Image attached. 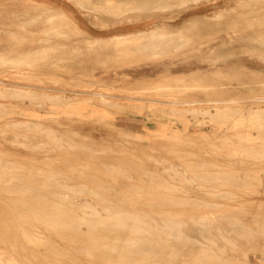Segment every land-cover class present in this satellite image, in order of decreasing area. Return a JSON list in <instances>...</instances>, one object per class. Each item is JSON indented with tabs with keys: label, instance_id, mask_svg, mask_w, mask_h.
<instances>
[{
	"label": "rangeland",
	"instance_id": "374dc122",
	"mask_svg": "<svg viewBox=\"0 0 264 264\" xmlns=\"http://www.w3.org/2000/svg\"><path fill=\"white\" fill-rule=\"evenodd\" d=\"M158 1L0 0V264H264V0Z\"/></svg>",
	"mask_w": 264,
	"mask_h": 264
},
{
	"label": "bare ground",
	"instance_id": "6f19581e",
	"mask_svg": "<svg viewBox=\"0 0 264 264\" xmlns=\"http://www.w3.org/2000/svg\"><path fill=\"white\" fill-rule=\"evenodd\" d=\"M77 1H78V0H77ZM135 1H136V0H135ZM141 1H142V0H141ZM143 1H145V0H143ZM163 1H164V0H163ZM182 1H183V0H182ZM159 2H160V1H158V3H159ZM166 2L168 3L169 1L166 0ZM166 2H163V3H166ZM102 3H103V2H102ZM151 3H152V2H151ZM153 3L155 4L156 2L153 1ZM160 3H162V0H161ZM84 4H85V3H84ZM126 4H127V3H126ZM126 4H125V6H126ZM169 4H170V3H169ZM186 4H187V3H186ZM142 5H143V8H144V3H143ZM147 5H148V4H147ZM147 5L145 4V7H147ZM158 5H159V4H158ZM162 5H163V4H162ZM165 5H166V4H165ZM180 5H181V4H180ZM244 5H245V4H244ZM140 6H141V5H140ZM112 7H113V6H112ZM138 7H139V6H138ZM138 7H137V9H138ZM166 7H167V6H166ZM244 7H245V6H244ZM86 8H87V7H86ZM134 8H135V7H134ZM139 8H140V7H139ZM158 8H159V7H158ZM96 9H97V7H96ZM114 9H115V8H114ZM132 9H133V7H132ZM147 9H149V7H148ZM155 9H156V8H155ZM155 9H153V10H155ZM163 9H164V8H163ZM166 9H167V8H166ZM97 10H98V9H97ZM117 10H118V9H117ZM122 10H123V9H122ZM133 10H134V9H133ZM133 10H132V11H133ZM139 10H140V9H139ZM32 11H33V10H32ZM106 11H107V10H106ZM106 11H105V12H106ZM113 11H114V10H113ZM113 11H112V12H113ZM124 11H125V10H124ZM136 11H137V10H135L134 12H136ZM140 11H141V10H140ZM145 11H146V10H145ZM160 11H161V10H160ZM163 11H164V10H163ZM97 12H98V11H97ZM105 12H104V13H105ZM121 12H122V11H121ZM129 12H130V10H129ZM138 12H139V11H138ZM149 12H150V11H149ZM151 12H152V11H151ZM55 13H56L57 16H59V17H64V18H66L67 20H70L76 29L81 30V28H80L78 25L75 24L74 20H73V19L71 18V16L69 15L70 13L68 14V13H67L66 11H64L63 9H61V10L57 9ZM126 13H127V11L125 12V14H126ZM132 13H133V12H132ZM142 13H143V12H142ZM139 14H141V13H139ZM23 15H24V14H23ZM71 15H72V14H71ZM112 15H114V14H112ZM119 15H120V13H119ZM121 15H122V13H121ZM121 15H120V16H121ZM123 15H124V14H123ZM123 15H122V16H123ZM134 15H135V14H134ZM220 15H221V14H220ZM220 15H219V16H220ZM21 16H22V15H21ZM25 16H26V15H25ZM57 16H56V17H57ZM217 16H218V15H217ZM219 16H218V17H219ZM72 17H73V16H72ZM135 17H136V16H135ZM218 17H217V18H218ZM52 18H54V17H52ZM133 18H134V17H133ZM205 19H206V18H205ZM207 19H208V18H207ZM28 23H29V22H28ZM35 23H36V22H35ZM196 23H197L196 21H195V22L191 21V22L188 23L187 26H182V28L179 27L178 30H179V32L181 33V32H183L184 30L192 29L194 26H196V25H195ZM199 23H200V22H199ZM207 23H208V22H207ZM209 23H210V22H209ZM21 24H22V23H21ZM29 24H30V23H29ZM59 24H60V23H59ZM213 24H214V23H213ZM79 25H80V24H79ZM198 25H199V24H198ZM71 26H72V25H71ZM50 27H51V26H50ZM52 27H53V26H52ZM74 27H73V28H74ZM63 28H64V27H63ZM66 28H67V27H66ZM177 28H178V27H177ZM207 28H208V27H207ZM51 29H52V28H51ZM197 29H198V28H197ZM68 30H69V29H68ZM74 30H75V29H74ZM166 30H167V27H166L165 25L157 26L155 29H153V30L151 29V34H149V35L152 36V37L150 36L151 38H153L154 36H156V38H159V36H161L162 34H164V33L166 32ZM192 30H193V29H192ZM201 30H202V29H201ZM81 31H82V30H81ZM198 31H199V29H198ZM27 32H28V31H27ZM50 32H51V30H50ZM74 32H75V31H74ZM149 32H150V31H149ZM184 32H185V31H184ZM10 33H12V32H10ZM46 33H47V32H46ZM53 33H54V32H53ZM63 33H64V32H63ZM69 33H70V32H69ZM138 33H139V32H138ZM168 33H170V32H168ZM175 33H176V32H175ZM49 34H50V33H49ZM58 34H59V33H58ZM61 34H62V33H61ZM66 34H67V33H66ZM141 34H143V33H141ZM145 34L147 35V32L144 33V35H145ZM182 34H183V33H182ZM126 35H128V34H125V35L122 34V35H119V36L116 35V36H114V38H112V39H113V41H114V40H116V41L118 40V41H119L120 39L125 38ZM130 35H131V34H129V36H130ZM132 35H133V34H132ZM132 35H131V36H132ZM136 35H137V34H136ZM138 35H139V34H138ZM158 35H159V36H158ZM164 35L166 36V34H164ZM164 35H162V36H164ZM172 35H173V34H172ZM192 35H193V34H192ZM53 36H54V35H53ZM66 36H67V35H66ZM71 36H72V35H71ZM71 36H70V37H71ZM147 36H148V35H147ZM195 36H196V35H195ZM204 36H205V35H204ZM63 37H64V36H63ZM127 37H128V36H127ZM127 37H126V38H127ZM171 37H172V36H171ZM185 37H186V36H185ZM189 37H190V36H189ZM189 37H187V38H189ZM145 38H146V37H145ZM164 38H166V37H164ZM164 38H163V39H164ZM192 38H194V37H192ZM159 39H160V38H159ZM63 40H65V39H63ZM96 40H97V39H96ZM147 40H148V39H147ZM151 40H152V39H151ZM91 41L93 42V39H92ZM105 41H106V40H105ZM149 41H150V40H149ZM186 41H187V40H186ZM50 42H51V41H50ZM61 42H62V41H61ZM92 42H91V43H92ZM150 42H151V41H150ZM161 42H162V41H161ZM165 42H166V41H165ZM53 43H54V42H53ZM93 43H94V42H93ZM93 43H92V44H93ZM171 43H172V42H171ZM64 44H65V43H64ZM172 44H173V43H172ZM55 45L58 46V45H60V44L57 45V43H56ZM62 45H63V44H62ZM47 46H50V45H47ZM51 46H53V45H51ZM51 46H50L49 51H48L47 48H46L44 52H47V51H48V52H51V51H52V50H51V48H52ZM64 46H65V45H64ZM68 46H69V45H68ZM58 47H59V46H58ZM60 47H61V46H60ZM60 47H59V48H60ZM59 48H58V49H59ZM67 48H68V47H67ZM67 48H65V49H67ZM70 48H71V47H70ZM74 48H75V47H74ZM74 48H73V49H74ZM169 48H170V47H169ZM169 48H168V49H169ZM52 49H54V50L56 49V51H57V48H54V47H53ZM63 49H64V47H63ZM63 49H62V51H64ZM68 49H69V48H68ZM73 49H72V50H73ZM42 50H43V49H42ZM46 50H47V51H46ZM172 50H173V49H172ZM38 51H39V50H38ZM56 51H55V52H56ZM65 51H67V50H65ZM77 51H78V50H77ZM77 51H76V52H77ZM48 52H47V54H48ZM52 52H53V51H52ZM60 52H61V51H60ZM69 52H70V51H69ZM72 52H73V51H72ZM53 53H54V52H53ZM56 53H57V52H56ZM56 53H55V54H56ZM66 53H67V52H66ZM145 53H146V52H145ZM74 54H75V53H74ZM167 54H168V53H167ZM42 55H43V54H42ZM44 55H45V57H46V54H44ZM44 55H43V56H44ZM48 55H49V54H48ZM63 55H64V54H63ZM65 55H66V54H65ZM69 55H70V54H69ZM72 55H73V53H72ZM75 55H76V54H75ZM147 55H148V54H147ZM149 55H150V54H149ZM6 56H7V55H6ZM37 56H38V55H37ZM43 56H41L40 58L42 59ZM49 56H51V58H52V55H51V54H50ZM49 56H48V57H49ZM54 56H56V55H54ZM77 56H78V55H77ZM77 56H76V57H77ZM152 56H153V55H152ZM48 57H47V58H48ZM59 57L62 58V55H60ZM154 57H155V56H154ZM156 57H157V56H156ZM31 58L33 59V57H31ZM31 58H30V59H31ZM40 58H38V59H40ZM51 58H50V59H51ZM67 58H68V57H67ZM0 59H1V58H0ZM32 59H31V61H32ZM43 59H44V58H43ZM43 59H42V60H43ZM42 60H41V61H42ZM44 60H45V59H44ZM46 60H47V59H46ZM51 60H53V59H51ZM55 60H56V59H55ZM63 60H64V59H63ZM37 61H38V60H37ZM59 61H60V58H59ZM77 61H78V60H77ZM33 62H34V61H33ZM54 62H55V61H54ZM56 62H57V61H56ZM56 62H55V63H56ZM61 62H62V60H61ZM5 63H6V62H5ZM47 63H48V62H47ZM66 63H67V62H66ZM39 64H40V62H39ZM43 64H44V63H43ZM45 64H46V63H45ZM57 64H58V63H57ZM57 64H56V66H57ZM63 64H64V62H63ZM70 64H71V63H70ZM70 64H69V65H70ZM76 64H77V63H76ZM16 65H17V64H16ZM41 65H42V64H41ZM46 65H47V64H46ZM65 65H68V64H65ZM71 65H72V64H71ZM6 66H7V65H6ZM20 66H21V65H20ZM22 66H23V65H22ZM44 66H45V65H44ZM72 66H73V65H72ZM74 66H75V65H74ZM40 67H41V66H40ZM51 67H52V66H51ZM63 67H64V66H63ZM66 67H67V66H66ZM78 67H79V66H78ZM15 68H16V67H15ZM44 68L46 69L47 67H44ZM59 68H60V67H59ZM64 68H65V67H64ZM69 68H70V67H69ZM74 69H76V67H75V68L73 67V70H74ZM46 70H47V69H46ZM56 70H58V68H57ZM62 70H63V69H62ZM64 70H66V69H64ZM68 70H69V69H68ZM71 70H72V69H71ZM60 71H61V69H60ZM74 72H75V70H74ZM38 76H39V75H38ZM40 76H41V75H40ZM209 77H210V76H209ZM31 78H32V77H31ZM37 80H38V79H37ZM158 80H159V79H158ZM1 81H2V80H1ZM156 81H157V80H156ZM166 81H167V80H166ZM201 81H202V79H201ZM159 86H160V85H159ZM161 87H162V86H161ZM8 88H9V87H8ZM3 89H4V88H3ZM148 89H149V88H148ZM153 89H154V88H153ZM24 90H26V89H24ZM162 90H163V89H162ZM8 91H9V90H8ZM16 91H17V90H16ZM19 91H20V90H19ZM21 92H23V91H21ZM27 92H29V91H27ZM30 92H31V91H30ZM24 93H25V92H24ZM28 94H29V93H28ZM30 94H31V93H30ZM32 94H34V92H33ZM37 94H38V93H37ZM37 94H36V96H37ZM9 95H10V94H9ZM17 95H18V94H17ZM23 95H26V94H23ZM4 96H5V95H4ZM51 96H52V95H51ZM0 97H1V96H0ZM2 97H3V96H2ZM8 97H9V96H8ZM13 97H14V96H13ZM30 97H31V96H30ZM32 97H33V96H32ZM37 97H38V96H37ZM37 97H36V98H37ZM177 97H178V96H177ZM11 98H12V97H11ZM19 98H20V96H19ZM23 98H24V97H23ZM174 98H175V97H174ZM39 99H40V98H39ZM136 99H137V98H136ZM42 100H43V99H42ZM151 102H152V101H151ZM172 102H173V101H172ZM174 102H175V99H174ZM210 102H211V101H210ZM218 102H219V101H218ZM103 103H104V102H103ZM107 103H108V102H107ZM167 103H168V102H167ZM179 103H180V102H179ZM196 103H197V102H196ZM34 104H35V103H34ZM116 104H117V103H116ZM163 105H164V104H163ZM143 106H144V105H143ZM137 107H138V106H137ZM141 107H142V106H141ZM152 107H153V106H152ZM129 108H130V107H129ZM232 108H233V107H232ZM242 108H243V107H242ZM144 109H145V107H144ZM155 109H156V108H155ZM183 109H184V108H183ZM229 109H231V106H229V105L224 106V107H221V108H219V107L217 108V110H223V111H226V110H229ZM234 109H235V108L231 109V111H233ZM247 109H248V108H247ZM251 109H252V108H251ZM116 110H117V109H116ZM124 110H125V109H124ZM140 110H141V109H140ZM169 110H170V109H169ZM181 110H182V109H181ZM192 110H193V109H192ZM235 110H236V109H235ZM248 110H249V109H248ZM154 111H155V110H154ZM164 111H165V110H164ZM179 111H180V110H179ZM186 111H187V109H186ZM189 111H190V110H189ZM196 111H197V110H196ZM196 111H195V112H196ZM204 111H205V110H204ZM207 111H208V110H207ZM236 111L240 113L241 110H240V111L236 110ZM126 112H127V111H126ZM173 112H175V111H173ZM173 112H172V113H173ZM197 112H198V111H197ZM1 113H2V112H1ZM204 113H205V112H204ZM206 113H209V112H206ZM250 113H252V114L258 116V117H255V118H259L260 120H261L262 117L264 116V115H261V114H263V113H262V110H259V111H251ZM162 114H166V113H162ZM181 114H182V112H181ZM209 114L212 116V112L209 113ZM209 114H208V115H209ZM236 114H238V113H235L234 115H236ZM166 115H169V114H166ZM171 115H172V114H171ZM179 115H180V114H179ZM213 115L215 116V114H213ZM221 115H222V114H221ZM225 115H226V113H225ZM227 115H228V114H227ZM227 115H226V116H227ZM232 115H233V114H232ZM234 115H233V116H234ZM247 115L249 116V114H247ZM164 116H165V115H164ZM174 116H175V115H174ZM228 116H229V115H228ZM80 117H81V119H82L83 121L86 120V119L83 117L82 114H80ZM176 117H177V116H176ZM180 117H181V116H180ZM184 117H185V116H184ZM218 117H219V116H218ZM218 117H217V118H218ZM222 117H223V116H222ZM224 118H225V117H224ZM227 118H228V117H227ZM227 118H226V119H227ZM231 118H232V117H231ZM238 118H239V117H238ZM248 118H249V117H248ZM106 119H107V118H105V120H106ZM177 119H178V118H177ZM181 119H182V118H181ZM211 119H212V118H211ZM220 119H221V118H220ZM170 120H171V119H170ZM217 120H218V119H217ZM217 120H216V121H217ZM242 120H243V118H242ZM242 120H241V121H242ZM218 121H219V120H218ZM235 121H236V120H235ZM247 121H248V120H247ZM250 121H251V120H250ZM262 121H263V120H262ZM109 122H110V121H109ZM187 122H188V121H187ZM226 122H227V121H226ZM245 122H246V121H245ZM110 123H111V122H110ZM185 123H186V122H185ZM199 123H201V122H199ZM228 123H229V122H228ZM246 123H247V122H246ZM242 124H243V123H242ZM251 125H252V123H251ZM22 126H23V125H22ZM15 127H16V126H15ZM21 128H22V127H21ZM24 128H25V126H24ZM29 128H30V127H29ZM252 128H253V127H252ZM40 130H41V129H40ZM221 131H222V130H221ZM260 132H261V131H260ZM180 135H181V133H180ZM185 135H186V134H185ZM50 136H51V135H50ZM59 136H60V135H59ZM177 137H179V135H178ZM58 138H59V137H58ZM155 138H156V137H155ZM179 138H180V137H179ZM55 139H56V137H55ZM59 140H60V139H59ZM178 140H179V139H178ZM19 141H20V140H19ZM62 141H63V140H62ZM20 142H21V141H20ZM199 142H200V141H199ZM181 143H182V142H181ZM234 143H235V142H234ZM237 144H238V143H237ZM38 145H39V144H38ZM40 146H41V145H40ZM34 147H35V146H34ZM43 147H44V146H43ZM50 148H51V147H50ZM246 151H247V150H246ZM250 151H251V150H250ZM202 152H203V151H202ZM255 152H256V151H255ZM247 153H248V152H247ZM241 155H242V154H241ZM149 157H150V156H149ZM257 159H258V158H257ZM1 162H2V161H1ZM2 163H3V162H2ZM0 164H1V163H0ZM4 164H5V162H4ZM7 164H8V163H7ZM159 164H160V163H159ZM8 165H9V164H8ZM10 165H11V164H10ZM14 165H15V163H14ZM15 166H16V165H15ZM102 166H104V165H102ZM163 166H164V165H163ZM177 166H178V165H177ZM3 167H4V166H3ZM5 167H6V166H5ZM16 167H17V166H16ZM86 167H87V166H86ZM6 168H7V167H6ZM29 168H30V167H29ZM116 168H117V167H116ZM164 168H165V167H164ZM164 168H163V169H164ZM166 168H167V167H166ZM170 168H171V167H170ZM176 168H177V167H176ZM8 169H9V168H8ZM19 169H20V168H19ZM31 169H32V167H31ZM178 169H179V168H178ZM10 170H12V169H10ZM35 170H36V169H35ZM115 170H116V169H115ZM165 170H166V169H165ZM175 170H176V169H175ZM43 171H44V170H43ZM125 171H126V170H125ZM173 171H174V170H173ZM179 171H180V170H179ZM182 171H183V170H182ZM25 172H27V171H25ZM45 172H47V171H45ZM147 172H148V171H147ZM153 172H155V171H153ZM176 172H177V171H176ZM180 172H181V171H180ZM13 173H14V172H13ZM39 173H40V172H39ZM39 173H38V174H39ZM16 174H17V173H16ZM21 174H22V173H21ZM49 174L51 175V173H49ZM26 175H28V174H26ZM43 175H44V174H43ZM50 175H49V176H50ZM53 175H54V174H53ZM53 175H52V177H53ZM165 175H166V174H165ZM170 175H171V173H170ZM31 176H32V175H30V177H31ZM33 176H34V175H33ZM40 176H41V175H40ZM40 176L38 175L37 177L39 178ZM45 176H46V178H47V175H45ZM54 176H55V175H54ZM56 176H57V175H56ZM63 176H64V175H63ZM86 176H89V175L87 174ZM93 176H94V175H93ZM177 176H178V175H177ZM179 176H180V175H179ZM181 176L183 177V175H181ZM184 176H185V175H184ZM227 176H228V175H227ZM37 177H36V178H37ZM43 177H44V176H43ZM162 177H163V175H162ZM191 177H192V176H191ZM231 177H232V175H231ZM239 177H240V176H239ZM241 177H242V176H241ZM244 177H245V176H244ZM0 178H1V177H0ZM9 178H10V177H9ZM33 178H34V177H33ZM46 178H45V179H46ZM49 178H51V177H49ZM54 178H55V177H54ZM60 178H62V177H60ZM68 178H69V177H68ZM135 178H136V177H135ZM164 178H165V177H164ZM174 178H175V177H174ZM174 178H173V179H174ZM200 178H201V177H200ZM13 179H14V178H13ZM13 179H12V180H13ZM15 179H16V178H15ZM52 179H53V178H52ZM190 179H191V178H190ZM192 179H193V178H192ZM192 179H191V180H192ZM242 179H243V178H242ZM253 179H254V178H253ZM10 180H11V178H10ZM53 180H54V179H53ZM53 180H52V181H53ZM89 180H90V179H89ZM162 180H163V179H162ZM259 180H260V179H259ZM25 181H27V180H25ZM91 181H92V180H91ZM93 181H94V180H93ZM97 181H98V180H97ZM97 181H95L94 183H96ZM118 181H119V180H118ZM167 181H168V180H167ZM175 181H177V180H175ZM238 181H239V180H238ZM15 182H16V181H15ZM31 182H32V181H31ZM33 182H34V181H33ZM33 182H32V183H33ZM40 182H41V181H40ZM53 182H54V181H53ZM58 182H59V181H58ZM60 182H61V181H60ZM62 182H63V181H62ZM62 182H61V183H62ZM102 182H103V181H102ZM160 182H161V181H160ZM163 182H164V181H163ZM233 182H234V181H233ZM21 183H22V182H21ZM21 183H20V184H21ZM25 183H26V182H25ZM38 183H39V182H38ZM68 183H69V182H68ZM76 183H77V182H76ZM78 183H80V182H78ZM78 183H77V184H78ZM92 183H93V182H92ZM97 183H98V182H97ZM120 183H121V182H120ZM181 183H182V182H181ZM69 184H71V183H69ZM77 184H76V185H77ZM81 184H83V183H81ZM81 184H80V185H81ZM100 184H103V183H100ZM5 185H6V184H5ZM5 185H4V186H5ZM8 185H9V184H8ZM15 185H16V184H14L13 186H15ZM18 185H19V184H18ZM46 185H47V184H46ZM74 185H75V184H74ZM76 185H75V186H76ZM83 185H84V184H83ZM94 185H95V184H94ZM6 186H7V185H6ZM13 186H12V187H13ZM16 186H17V185H16ZM21 186H24V185L21 184ZM21 186H20V187H21ZM25 186H26V187L28 186V188H29V186L31 187V185H26V184H25ZM33 186H34V185H33ZM60 186H61V185H60ZM66 186H67V185H66ZM75 186H74V188H75ZM103 186H104V185H103ZM202 186H203V185H202ZM10 187H11V186H10ZM35 187H36V186H35ZM35 187H33V188H35ZM42 187H43V186H42ZM62 187H63V186H62ZM68 187H70V186H68ZM72 187H73V186H72ZM81 187H82V186H81ZM84 187H85V185H84ZM105 187H106V186H105ZM21 188H22V187H21ZM31 188H32V187H31ZM33 188H32V189H33ZM58 188H59V187H58ZM60 188H61V187H60ZM63 188H64V187H63ZM74 188H73V189H74ZM77 188H78V186H77ZM85 188H86V187H85ZM109 188H110V187H109ZM212 188H213V187H212ZM9 189H10V188H9ZM23 189H25V188H23ZM23 189H22V190H23ZM26 189H27V188H26ZM37 189L39 190V188H37ZM43 189H44V188H43ZM89 189H90V187H89ZM118 189H119V188H118ZM139 189H140V188H139ZM139 189H138V190H139ZM141 189H142V188H141ZM218 189H219V188H218ZM7 190H8V189H7ZM30 190H31V189H30ZM76 190H78V189H76ZM91 190H92V189H91ZM109 190H110V189H109ZM136 190H137V189H136ZM3 191H4V189H3ZM67 191H68V190H67ZM89 191H90V190H89ZM110 191L112 192V190H110ZM114 191H115V190H114ZM118 191H119V190H118ZM6 192H7V191H6ZM76 192H77V191H76ZM90 192H91V191H90ZM92 192H93V191H92ZM95 192H96V191H95ZM13 193H14V192H13ZM23 193H24V192H23ZM46 193H47V192H46ZM70 193H71V192H70ZM73 193H74V191H73ZM83 193H84V191H83ZM88 193H89V192H88ZM97 193H98V191H97ZM210 193H211V192H210ZM49 194H50V193H49ZM52 194H54V193H52ZM97 195H98V194H97ZM141 195H142V194H141ZM234 195H235V193H234ZM93 196H94V195H93ZM45 197H47V196H45ZM56 197H58V196L56 195ZM76 197H77V196H76ZM94 197H95V196H94ZM98 197H99V196H98ZM49 198H50V197H49ZM99 198H100V197H99ZM102 198H103V196H102ZM8 199H9V198H8ZM36 199H37V198H36ZM39 199H40V197H39ZM43 199H44V198H43ZM50 199H51V198H50ZM103 199H105V198H103ZM118 199H119V198H118ZM40 200H41V199H40ZM65 200H66V199H65ZM105 200H106V199H105ZM105 200H104V201H105ZM46 201H47V198H46ZM1 202H2V201H1ZM16 202L18 203V201H16ZM25 202H27V201H25ZM31 202H32V201H31ZM31 202H30V203H31ZM41 202H42V200H41ZM52 202H53V201H52ZM55 202H56V201H55ZM70 202H71V201H70ZM107 202H110V201L108 200ZM113 202H114V201H113ZM113 202H112V203H113ZM23 203H24V201H23ZM50 203H51V202H50ZM58 203H60V202H58ZM58 203L56 204V206L58 205ZM90 203H91V202H90ZM123 203H124V202H123ZM18 204H19V203H18ZM35 204H36V203H35ZM35 204H33V205H35ZM46 204H47V203H46ZM51 204H52V203H51ZM67 204H68V203H67ZM88 204H89V203L87 202V206H88ZM91 204H92V203H91ZM91 204H89V205H91ZM96 204H97V203H96ZM96 204H95V206H96ZM115 204H116V203H115ZM153 204H154V203H153ZM156 204H157V203H156ZM212 204H213V203H212ZM16 205H17V204H16ZM22 205H23V204H22ZM27 205L29 206V204H27ZM31 205H32V204H31ZM36 205H37V204H36ZM36 205H35V206H36ZM44 205H45V204H44ZM61 205H62V204H61ZM64 205H65V203H64ZM85 205H86V204H85ZM98 205H99V204H98ZM52 206H53V204H52ZM58 206H59V205H58ZM65 206H66V205H65ZM68 206H70V205H68ZM87 206H85V207H87ZM99 206H100V205H99ZM151 206H152V205H151ZM37 207H38V206H37ZM48 207H49V206H48ZM54 207H55V206H54ZM60 207H62V206H60ZM72 207H73V206H72ZM72 207H71V208H72ZM80 207H81V206H80ZM96 207H97V206H96ZM96 207H95V208H96ZM104 207H105V206H104ZM104 207H103V208H104ZM19 208H20V207H19ZM25 208H26V206H25ZM27 208H28V207H27ZM38 208H43V209H44L43 211H45V208H46V207L44 208V207H42V205H41V207H38ZM57 208H58V207H57ZM69 208H70V207H69ZM76 208H77V207H76ZM101 208H102V207H101ZM111 208H112V207H111ZM117 208H118V207H117ZM10 209H11V208H10ZM20 209H21V208H20ZM31 209H33V208H31ZM36 209H37V208H36ZM55 209H56V208H55ZM63 209H64V208H63ZM65 209H67V207H65ZM86 209L88 210V208H86ZM86 209H85V210H86ZM96 209H97V208H96ZM21 210H22V209H21ZM23 210H24V209H23ZM41 210H42V209H41ZM46 210H47V209H46ZM48 210H50V209L48 208ZM59 210H60V209H59ZM77 210H78V209H77ZM97 210H98V209H97ZM102 210H103V209H102ZM107 210L109 211V209H107ZM25 211H26V210H25ZM66 211H68V210H66ZM90 211L92 212V210H90ZM94 211H96V210H94ZM110 211H111V210H110ZM11 212H12V211H11ZM28 212H33V211H28ZM36 212H37V211H36ZM45 212H46V211H45ZM68 212H70V211H68ZM72 212H73V211H72ZM72 212H71V213H72ZM74 212H75V211H74ZM74 212H73V213H74ZM96 212H97V211H96ZM100 212H103V211L100 210ZM112 212H113V211H112ZM126 212H127V211H126ZM42 213H44V212H42ZM66 213H67V212H66ZM93 213H94V212H93ZM105 213H108V212H105ZM118 213H119V212H118ZM21 214H22V213H21ZM26 214H27V213H26ZM33 214H34V212H33ZM35 214H36V213H35ZM94 214H96V213H94ZM112 214H113V213H112ZM112 214H111V215H112ZM119 214H120V213H119ZM129 214H130V213H129ZM39 215H40V214H39ZM47 215H48V214H47ZM75 215H76V213H75L73 216H72V215H71V216H72V217H75ZM84 215H85V214H84ZM87 215H88V214H87ZM90 215H92V214H90ZM5 216H6V215H5ZM35 216H36V215H35ZM37 216H38V215H37ZM68 216H69V215H68ZM81 216H82V215H81ZM85 216H86V215H85ZM98 216H99V213H98ZM106 216H107V215H106ZM106 216H105V217H106ZM112 216H113V215H112ZM55 217H56V216H55ZM69 217H70V216H69ZM76 217H79V216H76ZM88 217H90V216H88ZM93 217H94V216H92V219H93ZM115 217H116V215H115ZM115 217H114V218H115ZM134 217H135V216H134ZM254 217H255V216H254ZM34 218H35V217H34ZM42 218H43V215H42ZM42 218H39V219L43 220ZM58 218H59V216H58ZM61 218H62V217H61ZM63 218H64V217H63ZM63 218H62V220H63ZM95 218H96V217H95ZM110 218H111V217H110ZM147 218H148V217H147ZM196 218H197V217H196ZM39 219H38V221H39ZM70 219H71V218H70ZM81 219H82V217H81ZM135 219H136V218H135ZM152 219H153V218H152ZM157 219H158V218H157ZM199 219H201V218H199ZM217 219H218V218H217ZM259 219H260V218H259ZM53 220H54V219H53ZM64 220H65V219H64ZM77 220H78V219H77ZM77 220H76V221H77ZM85 220H86V219H85ZM88 220H89V219H88ZM95 220H96V219H95ZM115 220H116V219H115ZM119 220H120V219H119ZM136 220H137V219H136ZM153 220H154V222L156 221L155 219H153ZM203 220H204V219H203ZM57 221H58V220H57ZM74 221H75V220H74ZM81 221H82V220H81ZM81 221H80V222H81ZM83 221H84V219H83ZM91 221H92V220H91ZM91 221L89 222V224L92 223ZM98 221H99V220H98ZM100 221H101V220H100ZM121 221H122V220H121ZM124 221H125V220H124ZM227 221H229V220H227ZM259 221H260V220H259ZM261 221H262V220H261ZM40 222H41V221H40ZM48 222H49V221H48ZM54 222H55V221H54ZM65 222H66V220H65ZM68 222H69V221H68ZM96 222H97V221H96ZM117 222H118V220H117ZM117 222H116V223H117ZM133 222H134V221H133ZM133 222H132V224H133ZM139 222H142V221H139ZM159 222L162 223L161 221H159ZM204 222H205V221H204ZM255 222H256V221H255ZM43 223H44V222H43ZM60 223H61V220H60ZM72 223H73V222H72ZM85 223H86V222H85ZM111 223H112V222H111ZM114 223H115V222H114ZM128 223H129V222H128ZM208 223H209V222H208ZM208 223H207V224H208ZM227 223H228V222H227ZM231 223H232V222H231ZM231 223H230V224H231ZM260 223H261V222H260ZM263 223H264V222H263ZM263 223H262V224H263ZM47 224H48V223H47ZM56 224H57V223H56ZM58 224H59V223H58ZM58 224H57V225H58ZM74 224H75V223H73V225H74ZM97 224H98V223H97ZM102 224H104V222H102ZM102 224H101V225H102ZM105 224H106V223H105ZM109 224H110V223H109ZM123 224H124V223H123ZM126 224H127V223H126ZM165 224H166V226L170 227V229H171V228H173L174 230H175V229H177V230L180 229V228H178V226H179V223H178V222H174V221H172V220H168V222H166ZM233 224H235V223H233ZM257 224H258V223H257ZM49 225H50V224H49ZM57 225H56V226H57ZM67 225H68V224H67ZM67 225H65V226H67ZM77 225H78V224H77ZM80 225H81V223H80ZM82 225H83V224H82ZM92 225H93V224H92ZM116 225H117V224H116ZM134 225H135V224H134ZM134 225H133V230L135 229L134 227H136V226H134ZM144 225H145V223H144ZM152 225H153V222H152ZM162 225H163V224H162ZM187 225H188V224H187ZM196 225H197V224H196ZM198 225H199V224H198ZM61 226H62V224H61ZM63 226H64V225H63ZM127 226H128V228H129V225H127ZM127 226H126V227H127ZM140 226H141V225L139 224L138 227H136V228H138L137 230H138L141 234H149V235H150L151 233H154V230H153V232H152V230H151V231L148 233L149 230L147 231L146 229H139V228H143V226H141V227H140ZM149 226H150V225H149ZM221 226H222V225H221ZM247 226H248V225H247ZM48 227L51 228V226H48ZM67 227H68V226H67ZM67 227H65V228H67ZM73 227H74V226H73ZM78 227H79V226H78ZM78 227H77V229H78ZM86 227H88V225H87ZM90 227L92 228L93 226H90ZM114 227H115V228L117 227V229L120 228L119 224H118V226H114ZM121 227H122V229H123L122 231H127V230H124V225L121 224ZM126 227H125V228H126ZM155 227H156V225H154V229H156ZM180 227H182V226H180ZM222 227H224V226H222ZM62 228H63V227H62ZM70 228H71V227H70ZM111 228H112V227H111ZM146 228H147V225H146ZM162 228H163V227H162ZM194 228H195V227H194ZM56 229H57V228H56ZM67 229H68V228H67ZM67 229H66V230H67ZM74 229H75V228H74ZM89 229H90V228H89ZM94 229H96V227H94ZM99 229H100V228H99ZM99 229H98V230H99ZM130 229H132V226H131ZM148 229H150V228H148ZM170 229H169V230H170ZM229 229H230V228H229ZM53 230H54V229H53ZM78 230H79V229H78ZM81 230H83V229H81ZM90 230H91V229H90ZM101 230H102V228H101ZM111 230H112V229H111ZM115 230H116V229H115ZM135 230H136V229H135ZM135 230H134V231H135ZM141 230H142V231H141ZM167 230H168V229H167ZM215 230H216V229H215ZM58 231H59V230H58ZM58 231H57V232H58ZM60 231H62V230H60ZM75 231H76V229H75ZM93 231H94V230H93ZM93 231H92V232H93ZM96 231H97V230H96ZM130 231H131V230H130ZM158 231H159V228H157L155 232H157V234L160 235V233H158ZM172 231H173V230H172ZM229 231H230V230H229ZM29 232H30V231H29ZM29 232H28V234H30ZM35 232H36V231H35ZM57 232H55V233H57ZM98 232H99V231H98ZM102 232H103V231H102ZM105 232H106V231H105ZM107 232H108V230H107ZM117 232H118V230H117ZM128 232H129V230H128ZM131 232H132V231H131ZM143 232H144V233H143ZM162 232H163V231H162ZM178 232H180V231H178ZM216 232H218V231H216ZM230 232H231V231H230ZM25 233H26V232H25ZM62 233H63V232H62ZM74 233H75V232H74ZM77 233H78V232H77ZM99 233H101V232H99ZM140 233H139V234H140ZM167 233H168V232H167ZM167 233H166V234H167ZM180 233H181V232H180ZM182 233H183V232H182ZM182 233H181V234H182ZM187 233H188V232H187ZM28 234H27V235H28ZM104 234H105V233H104ZM108 234H110V233H108ZM134 234H135V233H134ZM157 234H156V235H157ZM229 234H230V233H229ZM23 235H24V234H23ZM82 235H83V234H82ZM124 235H125V234H124ZM127 235H128V234H127ZM162 235L165 236L164 234H162ZM167 235H168V236H166V237H169V234H167ZM174 235H175V234H174ZM211 235H212V234H211ZM24 236H25V235H24ZM72 236H73V235H72ZM95 236H96V235H95ZM114 236H115V235H114ZM116 236H117V235H116ZM118 236H119V235H118ZM121 236H122V234H121ZM157 236H158V235H157ZM177 236H178V235H177ZM70 237H71V236H70ZM85 237H86V236H85ZM104 237H105V236H104ZM109 237H110V236H109ZM111 237H112V236H111ZM127 237H128V236H127ZM127 237H126V238H127ZM130 237H131V236H130ZM144 237H146V236H144ZM144 237H143V239H141V238L124 239L123 236H122L123 239H122V238L117 239L118 237H117V238L115 237V240H116V242H117V241H118V242H121V240H122L123 242L125 241L124 243H123V242H121V243H118V242H117V243H118V244H121V245H122V244H123V245L126 244L127 246H131L133 250L136 249V251H139V252L144 251V252H146V253H147V250H150V252H152V251L154 250L155 245H156L157 247L160 246V244L157 245V242H156V244H155V240L152 241L149 237H148L149 239H148L147 237H146V238H144ZM150 237H151V236H150ZM155 237H156V236H154V238H155ZM158 237H159V236H158ZM173 237H174V236H173ZM28 238H29V237H28ZM80 238H81V237H79L78 239H80ZM83 238H84V237H83ZM97 238H98V237H97ZM105 238H106V237H105ZM105 238H103V239H105ZM113 238H114V237H113ZM159 238H161V237H159ZM162 238H163V237H162ZM67 239H68V237H67ZM93 239H95L94 236H93ZM93 239H92V240H93ZM98 239H101V238L99 237ZM120 239H121V240H120ZM193 239H194V238H192V240H193ZM213 239H214V238H213ZM223 239H224V238H223ZM29 240H30V239H29ZM87 240H90V238H89V239H86L85 241H87ZM107 240H110V239H107ZM115 240H114V242H115ZM166 240H167V239H166ZM170 240H171V239H170ZM175 240H176V239H175ZM177 240H178V239H177ZM192 240H191V241H192ZM211 240H212V239H211ZM225 240H226V239H225ZM2 241H3V240H2ZM51 241H52V240H51ZM67 241H68V240H67ZM83 241H84V239H83ZM85 241H84V242H85ZM98 241H99V240H98ZM151 241L154 242V243H152ZM156 241H157V240H156ZM31 242H32V241H31ZM53 242H55V241H53ZM68 242H69V241H68ZM96 242H97V240H96ZM158 242H159V241H158ZM178 242H179V241H178ZM50 243H51V242H50ZM98 243H99V242H98ZM111 243H112V242H111ZM165 243H166V242H165ZM165 243H164V244H165ZM228 243H229V242H228ZM31 244H32V243H31ZM57 244H58V243H57ZM59 244H60V243H59ZM78 244H79V243H78ZM91 244H93V243H91ZM91 244H90V245H91ZM151 244H152V245H151ZM153 244H155V245L153 246ZM170 244H171V243H170ZM182 244H183V243H182ZM184 244H185V243H184ZM186 244H187V243H186ZM192 244H193V243H192ZM199 244H200V243H199ZM213 244H215V243L213 242ZM98 245H99V244H98ZM98 245H97V246H98ZM113 245H114V243H113ZM162 245H163V244H162ZM162 245H161V246H162ZM167 245H168V244H167ZM167 245L165 246V248L167 247ZM172 245H173V244H172ZM172 245H171V246H172ZM195 245H196V244H195ZM206 245H207V244H206ZM1 246H2V245H1ZM40 246H41V245H40ZM49 246H51V245L49 244ZM49 246H48V247H49ZM53 246H54V245H53ZM81 246H82V244H81ZM83 246H84V245H83ZM85 246H86V245H85ZM87 246H89V245H87ZM95 246H96V245H95ZM103 246H104V245H103ZM106 246H107V245H106ZM106 246H105V248H106ZM108 246H109V244H108ZM163 246H164V245H163ZM163 246H162V247H163ZM175 246H176V245H175ZM175 246H174V247H175ZM182 246L184 247L185 245H182ZM216 246H217V245H216ZM51 247H52V246H51ZM75 247H76V245H75ZM77 247H78V246H77ZM89 247H91V246H89ZM116 247H117V246H116ZM123 247H124V246H123ZM123 247H122V248H123ZM162 247H161V248H162ZM172 247H173V246H172ZM180 247H181V246H180ZM180 247H179V248H180ZM196 247H200V246H196ZM5 248H6V247H5ZM11 248H12V247H11ZM58 248H59V247H58ZM78 248H79V247H78ZM78 248H75V250L78 249ZM86 248H87V247H86ZM93 248H94V247H93ZM93 248H92V249H93ZM96 248H97V247H96ZM101 248H102V247L100 246L99 249H101ZM118 248H119V246H118ZM122 248H121V246H120V248H119V249H121V252H122L123 249H124V248H123V249H122ZM126 248H127V247H126ZM165 248H164V249H165ZM3 249H4V248H3ZM56 249H57V248H56ZM80 249L82 250L81 247H80ZM84 249H85V247H84ZM84 249H83V252H85V250H87L88 248L85 249V250H84ZM89 249L91 250V248H89ZM99 249H96V250H99ZM119 249H118V250H119ZM151 249H152V251H151ZM155 249H156V247H155ZM157 249H158V248H157ZM177 249H178V248H177ZM181 249H182V248H181ZM185 249H186V248H185ZM1 250H2V249H1ZM1 250H0V251H1ZM165 250H166V249H165ZM178 250H179V249H178ZM190 250H191V249H190ZM257 250H259V249H257ZM260 250H262V249H260ZM48 251H49V250H48ZM79 251H80V250H79ZM92 251H93V250H92ZM92 251H90V252H92ZM100 251H101V250H100ZM100 251H99V253H100ZM130 251H132V250H130ZM136 251H135V252H136ZM159 251L161 252L162 249L159 250ZM163 251H164V250H163ZM247 251H248V250H247ZM5 252H7V251H5ZM5 252H4V253H5ZM101 252H102V251H101ZM105 252H106V251H105ZM105 252H104V253H105ZM119 252H120V251H119ZM124 252H125V249H124L123 253H124ZM148 252H149V251H148ZM150 252H149V254H150ZM154 252H155V251H154ZM154 252H153V253H154ZM160 252H159V253H160ZM173 252H174V251H173ZM197 252H198V250H197ZM245 252H246V251H245ZM1 253H2V252H1ZM63 253H64V252H63ZM87 253H88V252H87ZM92 253H93V252H92ZM110 253H111V252H110ZM123 253H122V254H123ZM125 253H126V252H125ZM159 253H157L156 255H158ZM169 253H171V252H169ZM169 253H168V254H169ZM175 253H176V252H175ZM178 253H179V252H178ZM180 253H181V252H180ZM10 254H11V252H10ZM111 254H112V253H111ZM117 254H118V253L116 252V255H117ZM122 254H121V257L123 256ZM160 254H161V253H160ZM162 254H163V253H162ZM164 254H165V253H164ZM164 254H163V255H164ZM172 254L174 255V253H172ZM185 254H186V253H185ZM1 255H3V254H1ZM1 255H0V258H1ZM61 255H62V254H61ZM88 255H89V254H88ZM91 255H92V254H91ZM91 255H90V256H91ZM103 255H104V254H103ZM103 255H102V256H103ZM106 255H108V253H107ZM127 255H128V253H127ZM150 255H152V254H150ZM153 255H155V254H153ZM170 255H171V254H170ZM170 255H169L168 258H170ZM175 255H176V254H175ZM186 255H187V254H186ZM194 255H195V254H194ZM196 255H197V253H196ZM23 256H24V255H23ZM32 256H33V255H32ZM111 256H112V255H111ZM128 256H129V255H128ZM161 256H162V255H161ZM176 256H177V255H176ZM11 257L15 258L14 256H11ZM34 257H35V256H34ZM46 257H47V256H46ZM91 257H92V256H91ZM93 257H94V254H93ZM95 257H96V256H95ZM103 257H104V256H103ZM105 257H107V256H105ZM105 257H104V258H105ZM116 257H117V256H116ZM116 257H113V259L115 258V261H116ZM158 257H159V255H158ZM162 257H163V256H162ZM172 257H173V256H172ZM178 257H179V256H178ZM26 258H27V257H26ZM99 258H100V257H99ZM108 258H109V257H108ZM119 258H120V257H118V259H119ZM122 258H123V257H122ZM124 258H125V257H124ZM139 258H140V257H139ZM164 258H166V257L164 256ZM176 258H177V257H176ZM200 258H201V257H200ZM214 258H215V257H214ZM218 258H219V257H218ZM221 258H222V257H221ZM137 259H138V258H137ZM137 259H136V260H137ZM141 259H142V258H141ZM158 259H159V258H158ZM162 259H163V258H162ZM201 259H202V258H201ZM50 260H51V259H50ZM119 260H120V259H119ZM121 260H122V259H121ZM128 260H129V259H128ZM170 260H171V259H170ZM170 260H169V261H170ZM172 260H173V259H172ZM174 260H175V257H174ZM185 260H186V259H185ZM196 260H197V259H196ZM213 260H214V259H213ZM228 260H229V259H228ZM1 261H2V260H0V262H1ZM6 261H7V258H6ZM147 261H148V260H147ZM149 261H150V260H149ZM193 261H194V260H193ZM216 261H217V260H216ZM230 261H231V260H230ZM7 262L10 263L11 260L9 261V259H8ZM18 262H19V261H18ZM61 262H62V261H61ZM74 262H75V261H74ZM118 262H120V261H118ZM118 262H117V263H118ZM138 262H140V261L138 260ZM141 262H142V260H141ZM145 262H146V261H145ZM152 262H153V261H152ZM152 262H150V263H152ZM167 262H168V261H166V263H167ZM202 262H203V261H202ZM62 263H63V262H62ZM122 263H123V262H122ZM124 263H127V262H124ZM148 263H149V262H148ZM153 263L156 264V262H153ZM153 263H152V264H153ZM159 263H160V262H159ZM162 263H163V262H162ZM170 263H171V261H170ZM179 263H180V262H179ZM190 263H191V262H190ZM206 263H207V261H206ZM227 263H228V262H227ZM235 263H236V262H235ZM238 263H239V262H238ZM54 264H55V263H54ZM135 264H136V263H135ZM143 264H144V263H143ZM163 264H164V263H163Z\"/></svg>",
	"mask_w": 264,
	"mask_h": 264
}]
</instances>
